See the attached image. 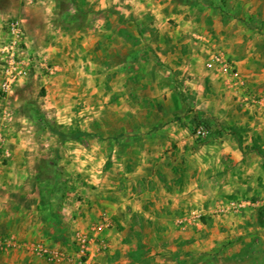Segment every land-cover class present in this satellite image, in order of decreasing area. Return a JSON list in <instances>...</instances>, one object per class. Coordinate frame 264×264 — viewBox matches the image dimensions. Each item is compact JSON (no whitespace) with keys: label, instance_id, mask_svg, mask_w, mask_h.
Returning a JSON list of instances; mask_svg holds the SVG:
<instances>
[{"label":"rangeland","instance_id":"374dc122","mask_svg":"<svg viewBox=\"0 0 264 264\" xmlns=\"http://www.w3.org/2000/svg\"><path fill=\"white\" fill-rule=\"evenodd\" d=\"M0 14L3 25L26 19V47L40 57L8 98L13 137L3 140L0 172L15 184L0 185L1 201L17 187L36 195L49 245L72 251L84 240L91 264H264V222L237 235L240 219L201 214L180 231L174 218L187 206L120 220L124 234L111 247L109 220L93 234L127 155L167 176L171 165L182 169L159 158L178 149L175 136L199 150L214 133H235L241 119L264 118V0H0ZM213 55L234 75L207 67ZM17 166L29 171L9 174ZM255 214L264 219V206Z\"/></svg>","mask_w":264,"mask_h":264},{"label":"crops","instance_id":"0c3cea01","mask_svg":"<svg viewBox=\"0 0 264 264\" xmlns=\"http://www.w3.org/2000/svg\"><path fill=\"white\" fill-rule=\"evenodd\" d=\"M2 19L0 14V39L4 42L7 39V31ZM24 20L26 22V19ZM214 67L221 71L218 65ZM6 103L0 101V136L4 141L13 137L11 122L5 120L2 114L3 109L10 115L13 113L10 102L7 100ZM244 121L241 119L237 127L239 132L210 135L199 150L186 146L188 139L175 136L171 141L177 142L178 149L175 152H162L159 158L165 164L166 161L175 159V167L182 169L172 168V165L167 167L172 172L168 177L161 172L164 168L162 165H157L159 171L155 170V166L149 170L141 161L131 164L127 155L123 165L118 168L123 178L119 181L115 177L106 190L111 196L108 210H98L102 218L109 220L112 226L107 238L109 247L118 243L124 234V231L120 233L119 221L131 217L145 218L150 215L146 214L147 210L151 209L150 206L160 207L159 211L167 205L172 208H191L189 212L174 218V225L180 231L189 230L194 221L200 223L201 214L213 218L240 219L244 226L237 235L247 233V222H264L263 218L258 220V217H255V212L264 206V118H255L248 124ZM231 124L234 122H227V125ZM245 127H249V131ZM141 155L143 152H140ZM180 156L187 162L186 167L178 164ZM128 164L130 169L126 168ZM9 170V174L29 171L22 166ZM3 174L0 172V185L5 189L10 186L12 179H5ZM6 180L10 181L6 183ZM12 182L14 183V180ZM23 193L22 188L17 187L6 193V199L0 200V236L11 243V246L0 248V264H52L42 260L43 257L33 249V245L39 243L51 247L39 226L45 216V210L40 208L41 202L36 195L31 194L26 199L22 197ZM233 201L241 203L242 207L232 212L220 211L223 206ZM205 206L208 207L204 210ZM153 210L154 208L151 212ZM195 216L199 218L196 219ZM259 226L258 223L257 231L261 229ZM229 227H232L230 223L222 230H229ZM67 247L62 248L69 250Z\"/></svg>","mask_w":264,"mask_h":264},{"label":"built area","instance_id":"2783aa9c","mask_svg":"<svg viewBox=\"0 0 264 264\" xmlns=\"http://www.w3.org/2000/svg\"><path fill=\"white\" fill-rule=\"evenodd\" d=\"M37 0H21L24 5H32ZM24 18L11 19L6 22L7 39L0 43V100L7 104V100L10 95L14 93V89L28 78L30 70L36 69V65H40V57L38 54L30 52L26 47L24 41ZM216 63L221 70L233 74V69L226 60L221 56L213 55L207 67H214ZM3 118L10 120V113L3 109ZM207 136V130L199 126L194 132V138L202 140ZM3 138L0 136V150L2 151ZM8 156L4 151L1 156ZM242 207V204L236 201L230 202L223 206L220 211L232 212ZM199 218V216H195ZM110 227L109 221L104 219L100 225L94 231V237H96L97 231L101 229H107ZM101 244V242H99ZM11 246V243L5 241V238L0 236V248L5 246ZM33 249L36 253L50 262H56L58 264H91V253L89 251V244H86L84 240H81L77 245V248L72 251L59 249L56 247H50L44 244H35Z\"/></svg>","mask_w":264,"mask_h":264},{"label":"trees","instance_id":"16d2710c","mask_svg":"<svg viewBox=\"0 0 264 264\" xmlns=\"http://www.w3.org/2000/svg\"><path fill=\"white\" fill-rule=\"evenodd\" d=\"M77 135H79V134H72V135L68 136L67 138H72V137H75Z\"/></svg>","mask_w":264,"mask_h":264}]
</instances>
